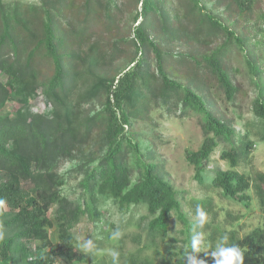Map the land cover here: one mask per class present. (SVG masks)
Wrapping results in <instances>:
<instances>
[{
	"label": "trees",
	"instance_id": "16d2710c",
	"mask_svg": "<svg viewBox=\"0 0 264 264\" xmlns=\"http://www.w3.org/2000/svg\"><path fill=\"white\" fill-rule=\"evenodd\" d=\"M206 1L130 0L139 10L132 22L138 23L117 38V47L119 43L123 48L130 45L134 52L132 56L128 50L123 52L128 63L122 70L111 71L109 75L96 73L97 82L81 99L85 100L84 97H90L95 91H104V107L93 113L82 130V127L73 129L69 119L71 109L79 101L73 104L66 92V61L72 55L64 49V45L70 42L53 21L54 8L45 3H25L19 8L18 5L11 8L10 3L0 0V70L8 75L10 83L20 79L19 72L27 88L30 82L32 87L38 83L43 88L44 98L55 106L54 112L46 118L27 111H18L14 116L0 115V201L3 202L0 203V262L73 264L83 260L70 229L85 216L92 220L99 218L100 204L111 200L122 210L145 208V213L136 223L138 230L132 236L135 247L119 252L121 264H189L190 257H195L199 264H214L211 253L225 236L226 246L235 244L244 253L243 264H264V215L258 225L240 234L234 224L239 220L237 216L227 211L225 219L215 221L218 211L213 198L192 196L188 203L193 213L197 214L199 207L205 216L211 215V220L203 224L190 222L182 211L179 192L159 173V162L151 160L154 153L152 143L144 137L132 136L129 131L130 120L125 106L130 105L129 109L133 110L136 103L143 104L152 96L162 107L173 103L182 116L195 113L203 130V141L197 150H187L186 157L194 167L196 182L201 188L216 189L222 196L244 202L246 206L250 201L248 191L254 189L264 212V172L256 171L249 175L237 169L239 163L250 156L254 145L251 135L264 141V77L261 67L248 53L246 37L235 28L239 24L236 21L228 24L229 16L223 18L214 13ZM213 1L211 7L225 4L226 11L232 3V0ZM102 3V0H81L80 5L77 0H67L63 12L68 13L75 8L74 15L82 20V30L76 33L80 40L91 39L93 33L112 31L111 28L117 26L110 12L112 3ZM236 3L240 10L250 9L255 0H236ZM21 11L24 12L23 18ZM33 22L40 27L39 35L28 30ZM93 25L96 28L90 31ZM190 26L193 27L191 32ZM16 27L28 31L31 41H34L25 58L22 55L26 43L20 42L14 34ZM167 39L182 41L184 51H168L166 45L169 44H164ZM100 40L101 36L91 44L90 75H95L93 68L97 59L94 56L102 49ZM6 45H11L10 51L3 50ZM197 45L204 50L195 53ZM39 56L46 65L40 70L50 71L42 78L40 70L34 69ZM233 59H238L246 69L254 90L250 103L253 133L247 131L238 135L226 120L208 107L203 94L190 85L199 77L210 99L222 96L225 101L233 102L241 91L233 79ZM150 65L154 72L150 71ZM189 75L193 79H189ZM72 78L75 79L73 71ZM151 78L159 82V88L152 92ZM183 79L189 80L188 84ZM1 85L0 82V88H3ZM94 123L101 124V129L95 131L101 133L105 148L76 185L80 197L74 203L64 195L62 188L67 174L58 175L50 171V165L69 153L75 143L72 134L82 133L79 142L92 135L95 131L89 130ZM143 142L147 146H143ZM220 144L223 147L219 156L229 167L216 168L207 176L211 155ZM207 177H211L210 180ZM55 206L58 244L34 254L29 245L35 240L47 239L49 229L54 226L49 212ZM173 216L182 224L178 238L169 236ZM204 233L206 237L201 238L198 249L204 245L208 250L198 255L191 246L192 240ZM177 241L183 243L179 249L172 246ZM158 242L166 249L160 251L156 248L153 253H148L149 249L160 245Z\"/></svg>",
	"mask_w": 264,
	"mask_h": 264
},
{
	"label": "rangeland",
	"instance_id": "374dc122",
	"mask_svg": "<svg viewBox=\"0 0 264 264\" xmlns=\"http://www.w3.org/2000/svg\"><path fill=\"white\" fill-rule=\"evenodd\" d=\"M5 1L12 5L11 8L17 5L19 8L21 4L25 3H34L36 5L45 3L47 6L51 5L52 8H54L52 12L53 21L60 27L65 39L70 42V44L64 45V49L72 55L67 58L66 61V70L68 73V78L66 79V92H68V99H71L73 104L74 101H79V104L71 109L69 119L73 129L76 127L77 129H80L82 127V130H84L86 121L93 116L95 111L104 107L105 92L99 90L92 94L88 93L90 94V97H84L85 100L81 99V96H84L89 88L97 82L96 73L109 75L111 71L115 72L122 70L126 66V63H128L127 58L124 59L122 54L125 50H128L132 56L134 50L130 45H125V48H123L119 43L118 47L122 50L120 51L117 47V38L122 36V34H125V30H130L138 23L136 22L133 24L132 22L138 9H135L134 4H131L130 0H102L103 5H109L112 3L110 4V12L114 16L117 26L111 28L112 31L103 30L98 34L101 36L100 41L102 42L99 43L102 45V49H100L96 53V56H94L97 59V64L95 65V68H93L95 75H90L88 70L91 65V57L93 56L91 44L95 39H99L100 36L93 33L91 39L83 38L80 40L79 37H76V33L82 30V20L74 15L73 12L77 11L75 8L68 13L63 12L67 0ZM77 1L81 5V0ZM213 3V0L206 1V5L211 8L214 13L221 15L223 18L229 16L230 20H227L228 24H230L231 21H236L239 24V26H235V28L239 34L246 37L245 46L248 53L253 61L261 67V75L264 77V0H255V4L252 8L242 10L237 6L236 0H232L228 11L225 10V4H221L216 8L211 7ZM101 9L103 12L104 9L102 7ZM84 11H86V9H84ZM21 14L23 18L24 12L21 11ZM11 23L14 24L12 21ZM95 28V25L91 26L90 31ZM189 28L191 32L193 27L190 26ZM28 30L35 35H39L38 31L40 30V27L33 22L29 25ZM242 30H246L247 32L244 33ZM27 32L19 27H16L14 30V34L16 33L15 35L20 39L19 41L26 43L24 44L25 49L22 55L23 58H25L28 49L31 47L32 42H34L31 41L32 39ZM129 34L131 35L132 33L130 32ZM167 40L168 41H165L164 44H169L166 45L168 51H184V48H182V41L178 39L176 41ZM170 45H172V47ZM3 50L10 51L11 45L4 46ZM198 50H204V48L201 47L200 49V46L197 45L196 48H194V52L196 53ZM116 52L118 53L115 54ZM119 52H121L120 55ZM22 62H24V59ZM43 66L46 67L45 62L42 57L39 56L34 69L40 70ZM231 67L234 68L233 79L241 89L233 102L225 101L222 96L221 98L215 99L216 101L210 99L199 77L194 79L190 85L197 92L203 94L208 107L215 111L219 117L226 120L238 135L247 131L253 133L254 128L251 126L253 115L250 103L254 90L250 85L246 69L238 59L231 60ZM20 69L22 70L23 68L20 66ZM72 71L75 74V79L72 78ZM150 71L154 72L152 65H150ZM48 72L50 71L40 70L39 75L42 78L47 76ZM189 72L192 74L191 71ZM18 76L20 78L19 80L10 83L8 75L0 70V82L3 87L0 88V115L10 114L11 116H14L17 115L18 111H27L30 114H38L39 116H44V118H46L47 115L53 113L55 106L51 101L44 98L43 88L39 86L38 83H35L36 85L32 87L30 81V87L27 88L24 85L25 82H22L24 78L21 72H19ZM28 78L30 79L29 76ZM155 78L150 79L151 92L156 91L159 88L158 79L156 80ZM189 79H193V76L189 75ZM183 80L188 84L189 80ZM140 88L142 89V87ZM169 104L170 105L167 107H162L159 101L155 100V96H152L149 101H144L143 104L136 103L133 110L129 109L130 105L125 106L129 114L130 133L134 137H144L147 139L146 141L152 143L154 153L151 155V160L159 162V173L164 179L170 181L174 188L179 192V196H181L182 211L187 218H189L190 222L194 224L197 221L199 222V217L197 214L193 213L188 203L191 197L202 198L210 196L214 200L215 210L218 211L215 221H222L225 219L228 211L232 216L234 215L239 218L237 221L238 224L237 222L234 224L235 227L239 228L240 234L248 232L262 221L264 215L254 189L248 191L250 194V201L249 205L246 206L244 202L240 203L222 196L216 189L201 188L194 179V167L189 163L186 157L187 150H197L203 141V130L199 123V117L195 113L182 116L179 114V109H177L173 103ZM136 110H140V112H137ZM81 123H84V125ZM96 129H101V124H92L89 132L95 131ZM77 132L78 135L72 134L71 136L75 140V143L70 147L69 153L61 156L50 165V171L55 172L58 175L67 174L64 176L66 181L62 188L64 190V195L74 203H76L80 197V190H76V185L82 179L84 172L95 163L96 158L103 153L105 148V141L103 140L101 133L97 134L95 131L92 135L79 142L78 139L82 133H80V131ZM251 140L254 141V145L250 152V156H248L246 160L241 161L237 166L239 171L249 175H253L256 171L264 172V141L257 140L253 134L251 135ZM77 144H79V146ZM143 146H147L146 143L143 142ZM222 147V144H220L211 155V160L208 164V171L206 173L207 176L212 174V171L216 168L226 169L229 167L228 163L225 160H222L219 156ZM75 168H79L78 171L72 172L71 170ZM210 178L211 177H207V180H210ZM99 210L101 212L99 213V218L92 220L85 216L79 223L70 229V233L75 238V245L78 249V253L84 257L83 260H77L73 264H112V258L110 255L112 250L125 252L126 250L135 247L134 243L131 241L132 236L138 230L136 223L140 216L145 213V208L131 207L122 210L118 208V205L115 202L104 200L100 204ZM56 211L57 206L49 212V216L53 220L54 226L49 229L47 239L35 240L33 244L29 245L31 252L34 254L39 253L41 250L49 249L52 245L58 244V225L55 219L57 216ZM209 220H211V215L205 216V221ZM0 222H2V220ZM181 228L182 224L176 220L175 216H173L169 236L178 238V231ZM117 231L120 233L119 238L114 237V233ZM205 237L206 233H204L201 238L205 239ZM89 239L92 240L94 245L93 250L90 252L85 251L82 247V245ZM159 244L160 242H158V245ZM182 244L181 241H177L173 243L172 246L179 249ZM156 248L160 251H164L166 246L160 244L158 247L149 249L148 253H153ZM207 250V247L202 245L197 250V253L200 255L202 251ZM15 256H17L16 252ZM11 263V260L0 262V264ZM119 264H121V262H119Z\"/></svg>",
	"mask_w": 264,
	"mask_h": 264
},
{
	"label": "clouds",
	"instance_id": "9594fccd",
	"mask_svg": "<svg viewBox=\"0 0 264 264\" xmlns=\"http://www.w3.org/2000/svg\"><path fill=\"white\" fill-rule=\"evenodd\" d=\"M0 203H3L0 201ZM197 216L199 217V222L201 224L205 221V213L198 207ZM119 231L114 233V237L119 238ZM227 237H222L219 244L216 247V250L211 253V256L214 260V264H243L244 253L241 251L240 247L233 244L231 246H226ZM201 243L200 235H197L192 240V248L194 251L198 250V245ZM85 251H92L94 248L93 242L91 239L87 240L83 245ZM112 258V264H119V252L112 250L110 252ZM190 264H199L195 257H190Z\"/></svg>",
	"mask_w": 264,
	"mask_h": 264
}]
</instances>
